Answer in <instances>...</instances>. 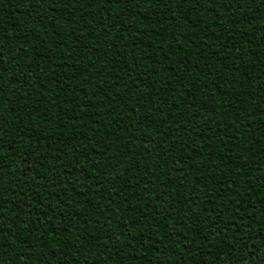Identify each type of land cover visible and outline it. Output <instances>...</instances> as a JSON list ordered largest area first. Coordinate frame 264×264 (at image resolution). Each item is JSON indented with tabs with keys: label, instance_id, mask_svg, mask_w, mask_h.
Wrapping results in <instances>:
<instances>
[{
	"label": "trees",
	"instance_id": "obj_1",
	"mask_svg": "<svg viewBox=\"0 0 264 264\" xmlns=\"http://www.w3.org/2000/svg\"><path fill=\"white\" fill-rule=\"evenodd\" d=\"M0 264H264V0H0Z\"/></svg>",
	"mask_w": 264,
	"mask_h": 264
}]
</instances>
